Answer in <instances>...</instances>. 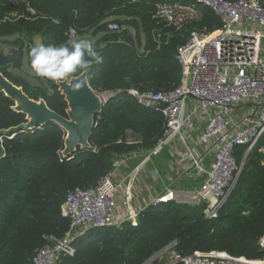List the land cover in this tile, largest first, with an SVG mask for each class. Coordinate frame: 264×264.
Wrapping results in <instances>:
<instances>
[{"label":"trees","instance_id":"trees-1","mask_svg":"<svg viewBox=\"0 0 264 264\" xmlns=\"http://www.w3.org/2000/svg\"><path fill=\"white\" fill-rule=\"evenodd\" d=\"M192 0H0V40L16 47L11 67L20 69L24 44L90 40L102 62L93 63L88 83L93 90L116 91L96 115L90 147L63 157L64 132L49 123L40 129L0 138V264H31L46 236L61 239L70 220L61 206L68 190L88 188L109 172L113 160L152 148L165 130L163 115L137 104L127 89L168 91L179 82L175 58L191 31H213L221 25L208 7L197 5L199 16L181 27L155 17L159 2ZM32 9L34 13H31ZM115 22L119 30L108 26ZM72 29L75 37L67 31ZM131 35L134 44L125 37ZM30 61V57H29ZM0 72L31 99H43L66 116L67 102L55 82L31 74V79ZM76 74L75 76L79 75ZM14 102L0 92V129L26 122ZM264 133L247 154L236 184L216 217L204 218L201 207L170 201L142 210L136 225L92 228L74 239L72 255L60 254L54 264H143L174 244L179 254L225 251L231 256L260 259L257 244L264 235ZM245 146H236L239 164ZM154 264H158L155 262Z\"/></svg>","mask_w":264,"mask_h":264},{"label":"built area","instance_id":"built-area-1","mask_svg":"<svg viewBox=\"0 0 264 264\" xmlns=\"http://www.w3.org/2000/svg\"><path fill=\"white\" fill-rule=\"evenodd\" d=\"M192 1L155 5V17L176 28L199 16L197 5L211 9L221 23L213 31H191L178 47L175 58L181 74L177 86L158 92L127 89L137 104L163 115L162 137L148 150L114 159L109 172L95 185L68 190L61 212L70 220L69 230L61 239L46 236L31 264H54L60 254L72 255L74 239L89 229L120 226L123 222L136 225L138 214L149 206L175 201L201 207L204 218H214L229 196L243 164V160L239 164L235 160V147L245 146L249 153L264 133V0ZM108 27L119 30L115 22ZM67 35L75 37L72 29ZM94 91L101 107L117 93ZM245 102L261 105H244L248 109L241 113L239 109L244 106L240 105ZM165 147L173 174L166 175L168 182L159 190L151 191L153 186L147 185L150 191L144 199L141 177L149 175L154 184L161 180L160 173L148 169L146 162ZM259 152L264 153L263 146ZM134 159L139 161L123 168ZM182 179L199 183L179 190L175 183ZM174 244L143 264H264V257L247 259L225 251L179 254ZM257 244L264 252V235Z\"/></svg>","mask_w":264,"mask_h":264},{"label":"water","instance_id":"water-1","mask_svg":"<svg viewBox=\"0 0 264 264\" xmlns=\"http://www.w3.org/2000/svg\"><path fill=\"white\" fill-rule=\"evenodd\" d=\"M125 40L131 45L134 44L131 35H127ZM18 56L19 50L16 47L7 50L1 48L0 65L10 63ZM88 71L67 81L55 82L67 102L66 116L51 110L43 99L29 98L23 92L22 87L13 84L0 72V92L14 102L13 110L22 112L26 116V122L7 129H0V138L8 135L12 137L19 132L40 129L53 123L64 132L63 149L60 151L63 157L75 152L77 148H89L94 121L102 107L98 95L88 83ZM244 105L258 107L261 104L245 102L240 106ZM247 154L248 152L244 155L243 163ZM240 167L242 169L243 164Z\"/></svg>","mask_w":264,"mask_h":264},{"label":"clouds","instance_id":"clouds-1","mask_svg":"<svg viewBox=\"0 0 264 264\" xmlns=\"http://www.w3.org/2000/svg\"><path fill=\"white\" fill-rule=\"evenodd\" d=\"M34 73L46 80L67 81L78 73L87 72L93 63L102 62L90 40L75 39L68 43H38L29 51Z\"/></svg>","mask_w":264,"mask_h":264},{"label":"crops","instance_id":"crops-1","mask_svg":"<svg viewBox=\"0 0 264 264\" xmlns=\"http://www.w3.org/2000/svg\"><path fill=\"white\" fill-rule=\"evenodd\" d=\"M33 43H34V41H32L31 44H33ZM39 43H40V39H39ZM31 44H29V46H28L29 48L31 47ZM6 46H7L6 47L7 49L11 48L7 44H6ZM169 154L170 153L168 151V148L165 147L162 150H160L155 156H153L150 160H148L146 162V167L148 169L154 168L155 170H157L160 173L161 180L157 184H154L149 175L148 176L143 175L141 177L140 181L141 182L144 181V184H145L144 188H142L144 199L147 198V196L149 194L150 190H148V187L150 185L153 186V189L151 191L159 190L161 184L163 185L164 182H168V178L166 175H168V174L172 175L173 174L172 170L168 166ZM138 161H139V159H134V160L130 161L129 164H127V166H124L123 168L131 167L134 164H136ZM118 176H120V175H118ZM114 180H116V179H114ZM198 183H199V181H197V180H183L182 179V180L175 183V187H177L179 190H181V189H185V188L195 187L198 185ZM147 185H148V187H146Z\"/></svg>","mask_w":264,"mask_h":264},{"label":"rangeland","instance_id":"rangeland-1","mask_svg":"<svg viewBox=\"0 0 264 264\" xmlns=\"http://www.w3.org/2000/svg\"><path fill=\"white\" fill-rule=\"evenodd\" d=\"M32 41H34V43L31 44L30 48L29 47L27 48L26 44H24V47H23V50H22V58H21V67H20V69L13 68V67H11V62L8 63V66L11 68L10 71H12L15 74L17 73V75L26 77L28 79H31L32 78L31 74H33L32 71H31V64H30V61H29V51H30V49L33 46H35L36 44L39 43V36H34ZM6 47L7 46L5 45V43L2 40H0V49L2 48L4 50H6L7 49ZM247 109H248V106L241 107L239 109V112L243 113Z\"/></svg>","mask_w":264,"mask_h":264}]
</instances>
